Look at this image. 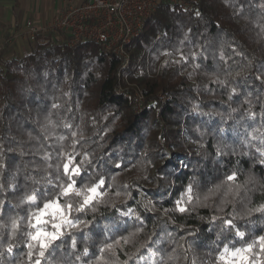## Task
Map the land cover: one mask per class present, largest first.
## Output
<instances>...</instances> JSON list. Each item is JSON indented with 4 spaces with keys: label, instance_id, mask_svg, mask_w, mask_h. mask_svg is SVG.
<instances>
[{
    "label": "trees",
    "instance_id": "16d2710c",
    "mask_svg": "<svg viewBox=\"0 0 264 264\" xmlns=\"http://www.w3.org/2000/svg\"><path fill=\"white\" fill-rule=\"evenodd\" d=\"M128 49L121 68L39 33L0 54V264H222L264 236V0L161 1ZM72 181L99 191L83 210L61 196ZM50 200L76 223L41 257L29 233Z\"/></svg>",
    "mask_w": 264,
    "mask_h": 264
},
{
    "label": "built area",
    "instance_id": "2783aa9c",
    "mask_svg": "<svg viewBox=\"0 0 264 264\" xmlns=\"http://www.w3.org/2000/svg\"><path fill=\"white\" fill-rule=\"evenodd\" d=\"M161 1L190 11L195 0H85L80 3L63 0L48 22L37 25L27 19L19 31L31 41L39 33L65 34L69 45L94 41L101 52L116 57L120 67L125 68L130 61L129 43L141 34L144 21ZM1 51L0 47V54ZM135 95L133 107L138 111L143 107L144 96L142 92Z\"/></svg>",
    "mask_w": 264,
    "mask_h": 264
},
{
    "label": "snow or ice",
    "instance_id": "6c2138e0",
    "mask_svg": "<svg viewBox=\"0 0 264 264\" xmlns=\"http://www.w3.org/2000/svg\"><path fill=\"white\" fill-rule=\"evenodd\" d=\"M72 164V158L69 157L68 162L63 164V170L65 174H79L78 167H70ZM233 179V177H229ZM101 183H103L101 181ZM75 195L77 197H82V202L79 205L78 210H83L86 206L90 205L95 199L97 193V188L95 186L87 189H77L75 187V181L62 186L61 196ZM29 201L32 203L36 202L35 196L29 197ZM73 205H61L58 200H50L43 205V209L35 217V224L32 225L35 228L34 233H29L30 239L35 241L39 246V255L44 256L45 250L48 248L51 241L57 239L61 235V229L64 226H75V221L68 218L69 213L72 210ZM184 209H181L183 211ZM47 216L49 219H44ZM51 223L54 231H46L42 225ZM15 226V222H14ZM240 237L244 236V233L237 232ZM29 248L33 247V244L28 245ZM259 251H256V248ZM31 254V253H30ZM219 260L222 264H264V236H259L256 241L247 244L245 247H224L223 252L219 256ZM35 264H41L40 260H36Z\"/></svg>",
    "mask_w": 264,
    "mask_h": 264
},
{
    "label": "crops",
    "instance_id": "0c3cea01",
    "mask_svg": "<svg viewBox=\"0 0 264 264\" xmlns=\"http://www.w3.org/2000/svg\"><path fill=\"white\" fill-rule=\"evenodd\" d=\"M80 3L85 0H69ZM63 5V0H0V47L4 57L22 56L32 41L19 31L27 19L42 25L48 22Z\"/></svg>",
    "mask_w": 264,
    "mask_h": 264
},
{
    "label": "rangeland",
    "instance_id": "374dc122",
    "mask_svg": "<svg viewBox=\"0 0 264 264\" xmlns=\"http://www.w3.org/2000/svg\"><path fill=\"white\" fill-rule=\"evenodd\" d=\"M51 36H52V38H54V39H57V40H64L65 38H66V35L65 34H61V33H52V34H50ZM117 89H119L120 90V92H123V91H131V95H132V104L134 103V100H135V98H136V93L137 92H142V91H140V89H139V87L138 86H136L135 84H133L132 82H129V81H127L126 83H125V85H118L117 86ZM145 97V96H144ZM168 96L167 95H165L163 92H158L157 94H156V98H158V99H160L161 101L162 100H164V99H166ZM146 105V98H144V104H143V107ZM142 107V108H143ZM134 108V107H133ZM139 111V110H138ZM156 116H157V114H156ZM97 193L99 194V191H98V189H97ZM97 196V195H96ZM36 217V216H35ZM35 217L33 218V220H32V225H34L35 224ZM44 219H49V217H47V216H45L44 217ZM41 227H43L46 231H48V232H52V231H54V229L52 228V225H51V223H48V224H46V225H42ZM35 232V228H33V226H32V230H31V233H34Z\"/></svg>",
    "mask_w": 264,
    "mask_h": 264
}]
</instances>
